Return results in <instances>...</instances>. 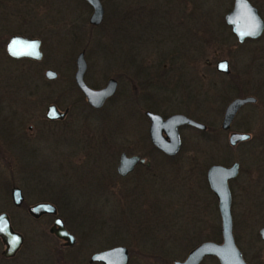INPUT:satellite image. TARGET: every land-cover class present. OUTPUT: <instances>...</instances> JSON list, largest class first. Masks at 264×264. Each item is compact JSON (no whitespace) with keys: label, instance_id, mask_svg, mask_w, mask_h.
<instances>
[{"label":"rangeland","instance_id":"1","mask_svg":"<svg viewBox=\"0 0 264 264\" xmlns=\"http://www.w3.org/2000/svg\"><path fill=\"white\" fill-rule=\"evenodd\" d=\"M230 1L100 0L102 21L93 26L87 21L90 7L82 0H0V212H6L14 229L25 237L11 264H89L92 252L114 245L130 250L128 264H171L200 241L220 240L203 171L211 163H264V65L256 71L253 58L259 55L264 64V28L253 42L237 44L221 24ZM249 2L264 22V0ZM14 33L38 37L41 58L9 59L4 43ZM196 33L197 49L205 50L198 53V94L188 100L187 91H178L166 80L147 85L142 70L156 63L152 51L167 52L179 44L188 55L189 39ZM80 50L89 87H102L109 77L117 80V91L99 110L81 104L73 86L74 58ZM213 51L216 58H227L234 70L247 64V76L261 81L246 127L253 141L244 147H224L225 161L221 151L225 136L181 127L179 157L167 162L150 152L153 166L143 181L136 178V170L116 178L114 156L120 151L134 153L141 143L138 131L141 137L146 124L140 113L133 118L125 115L128 95L135 94L137 106L144 109L153 105L146 97L150 94L160 101L153 108L156 112H181L204 124H211L212 114H220L224 77L213 65L211 69L204 65L205 59L213 60ZM174 58L160 55L158 62L163 59L167 67L181 65L177 70L186 78L180 79L188 82L190 70L182 63L186 60L174 63ZM46 69L54 70L56 77L46 79ZM165 73L169 74L168 69ZM174 97L182 101L173 102ZM170 102L173 105L166 106ZM49 103L68 107L65 118L47 120L44 109ZM254 144L263 152L248 148ZM3 181L20 188L25 205L38 201L55 205L75 243L61 247L47 232L51 218L33 219L24 206H14ZM249 181L246 176V186ZM242 200L236 190L231 204L232 234L239 246L249 247L252 241L257 248L255 230L264 223V206L257 204L260 210L247 216L249 226L245 227ZM203 264L216 263L207 259Z\"/></svg>","mask_w":264,"mask_h":264},{"label":"flooded vegetation","instance_id":"2","mask_svg":"<svg viewBox=\"0 0 264 264\" xmlns=\"http://www.w3.org/2000/svg\"><path fill=\"white\" fill-rule=\"evenodd\" d=\"M232 1L233 0L230 1V8L232 6ZM230 8L227 11H229ZM224 14H223V16H224ZM195 16H196V13L194 14V10H193L192 11V19H193L194 23H193V21H192V23L196 24V30H197V19H195ZM222 22L224 23V25L228 29L229 34L236 40L237 44H244L247 41L248 42H253L256 38H258L261 35L260 34L259 36L255 37V38L245 37L244 39H242V41H237L235 35L231 32L230 26L227 25L224 22L223 17H222ZM14 34H16V33H14ZM21 35H23V34H21ZM178 35L180 36V34H177L176 37ZM25 36H27V35H25ZM31 37H33V36H31ZM189 40H190V44H189L190 51H189L188 55L186 53L182 52L181 45H179V44H178V46L175 45L176 48L168 49L167 52H165V50H163V51L162 50L161 51L156 50L157 51V54H156L155 53L156 51H152L154 53V58L157 60L156 63H154V64L151 63L150 65H147V69L144 68V70H142V73H144L146 75L147 85H149V86H150V84L158 85V84H161V83L166 82V81L171 82L174 87L178 88V91H180V92L182 90L183 91H187L186 95H187V98H189L188 100L193 99V97L198 94V91H197L198 90L197 89V87H198V85H197V81H198V66L197 65H198V57L200 55L198 53H204L205 50L197 49V33H196V35L191 37ZM5 42H6V40H5ZM40 44H41V41H40ZM4 46H5V43H4ZM4 51H5V48H4ZM158 52L160 54H158ZM160 55L161 56H166L167 55L168 57H175L174 60L172 61L174 63L181 62L183 59H184V61L186 60L185 62H182V63H186L187 66L185 68L190 70V77H189L188 82L186 80H184V79H180V77H182V78L184 77L177 70V69L182 67L181 65L180 66L176 65L177 66L176 67L175 65L168 64V67H167L166 66L167 64L163 61V59H160V61L158 62V56H160ZM83 57H84V51H83ZM212 57H213V60L205 59L204 60V65L208 69H211V66L213 65V70L217 74H219V75L224 77V80H223V92H222L223 94L221 95L222 96V100H223V105H222L221 112H220L219 115H218L219 112H217L216 116L214 114H212L210 116L211 117V124H204L203 123L205 125L204 129H197V128L192 127V126L187 125V124H183V125L178 126L177 130H178L179 137H180V147H179L178 151L175 154H173V155H166L163 152H161L160 150H158L154 145L151 144V142L149 140V135H148L149 121H148L147 116L145 115V111H150L152 113H155V114L159 115L163 119L166 118L167 116L171 115V114H175V113L183 114V113H181V112H173V113L164 115V114H161L159 112H156L154 109H157L156 106L160 105V101L156 102L154 99H152L153 96H151L150 94L147 95L146 97L151 99L150 101H151V103L153 105H150L148 108L142 109L139 106H137L138 105L137 104L138 101L135 98V94L134 95L132 94V96L128 95L127 99H129V101L127 103L129 105V110H128V112L125 115L126 116H130L131 118H133V116L136 115V113H140V115L142 117V120H144V122H146V124L143 123L145 128H144V131H143V135L141 137H140V134H139V131H138V136H139L138 139H141V141H140L141 143H139L137 145L138 149L135 150L134 153H130L129 154V153H126V152H123V151H120L118 153L116 152L117 154H116V156H114V158L112 160V165L115 163L114 164V171L112 172V174H114V176L116 178H118V177L119 178H125L128 175L132 174L136 170V171H139L138 173L136 172V175H137L136 178H138L139 180L143 181V177L145 176V174H147L151 170V168L153 166V164H152L153 161L152 162L150 161V156H149L150 152H152L157 157H159L160 159H162L164 161H167V162H170L174 158L179 157L181 152H182V149H181L182 148V140H181V136H180V128L181 127H189V128L195 129V130H199L200 132H209L212 135H214L216 133L215 136L219 135V134H222L223 136H225V144L221 145L222 153L224 152V150H223L224 147H227V148L244 147L245 143H249L250 141L251 142L253 141V139H251L252 134L249 132V130L246 127H247L248 120L251 119L253 114H254V110L252 109V106H256L257 97L255 95H256V91L258 92V94L260 93L259 91L261 90V86L259 85V83H261V81L259 80V78L255 79V77L251 78V77L247 76V70H246L247 69V64H243V65H241L239 67V69L234 70V66H230L229 60L227 58H216V57H218L217 52L213 51L212 52ZM8 58L11 59V60L26 59V60L33 61L31 59H28V58H20V59H13V58H10V57H8ZM253 58L257 61V64H256V67H257L256 71H257V70L261 69L264 64H262V61H261L262 59L260 58L259 55H255ZM84 60H85V58H84ZM220 60H225L226 61V63H227V71H219L216 68V63H217V61H220ZM85 63H86V61H85ZM74 68H75V66H74ZM170 68H171V70L175 69V72L173 71V73L171 74L170 73ZM167 69H168V72H169L170 75L165 73ZM85 72H86V69H85ZM84 76H85V73L83 75V80H84ZM110 78L115 80V89H114L113 94L104 101V103H103V105L101 107L94 108V107L90 106L87 103V101L84 98V96L81 94V92L75 86V84L73 82V74H72V82H73L74 89L76 90V92L79 95L78 96L79 102H82L81 104H83L84 106L86 105L87 107H89L92 110H99L100 108H102L104 106V104L108 100H110V98H112L114 96L115 92L117 91V80L115 78H113V77H109V78H107V80L110 79ZM184 78H186V77H184ZM107 80H106V82H107ZM93 89H97V88H93ZM179 96L181 97V95H179ZM210 97L211 98L213 97L212 93L210 94ZM246 97H251L252 100L245 101L242 104H240L239 107L236 109V111L233 113V115H232L230 121L227 123L226 127H222L223 114H224L226 106L234 99H241V98H246ZM174 100L175 101H173V102L182 101V98L174 97ZM173 102L165 103V104H166V106H168V105L172 106ZM51 104L54 105L59 111L64 112V115L62 117H60V118H55V119L46 118V119L47 120H62L63 118H65V116H66V114H67V112L69 110L68 107H64L63 109H61L56 104L49 103V104H47L45 106V109H46L47 106H49ZM45 109H44V114H45ZM183 115H185V114H183ZM185 116H187V115H185ZM130 117L128 118V120L130 119ZM187 117L190 118V119H193L190 116H187ZM193 120H195V119H193ZM195 121H197V120H195ZM27 128L31 129V126L28 125ZM130 134L132 135V133H130ZM162 134L165 135L163 132H162ZM232 134H244V135H246V138L241 139V140H237V141H230V135H232ZM211 142L214 143V142H216V140H214V141L211 140ZM250 147L251 148L254 147V150H256L257 148H260V146H257L256 144H254V146H248V148H250ZM211 148L213 149V146H211ZM259 150H260L259 154L261 153V150L263 152V149L260 148ZM30 151H33V149H30L29 152ZM121 153H123L127 157L138 156V160H136L133 163L131 169L129 171H127L123 175L119 174L117 172V170H116L117 166L119 164V156H120ZM223 156L226 157L225 161H227L228 156L226 154H224V153H223ZM233 164L236 165L235 171L226 179V186H227V189H228V192H229V195H230L229 211H230V216H231V233H232L231 204H232V199L234 198V194H236V190H239V194H241V199H242V197L245 199V201L242 200L243 203L241 205L243 207V214L245 215V219H244L245 220V227L249 226L247 216L257 215L256 214V212H257L256 208H258V210H260V207L257 204L259 203V205H260V203H262L263 206H264V163H262V161H259V160L249 161L247 166H246V163H244V162H242L240 160L239 161H237V160L231 161L229 164H226V163H211V164L207 165V167L205 168V170L202 173L201 178L204 180V183H205V186H206L205 188H207L209 194L211 195L212 203H214V205H215V209H216V213H217V217H218V229H217L218 232H219V228H220V222H219V215H218V211H217V202H216V198H215L212 190L210 189V187H209V185L207 183L206 172H207V169L210 166H212V165H220V166L228 168V167L232 166ZM242 165H245V166H242ZM73 170H74V168H73ZM240 174L243 177H241V179L239 180ZM246 176H250V180H251V182L249 181L247 186H246V183H245V177ZM147 178H148V176H147ZM237 180H239V181L237 182ZM242 180H244V183H241ZM13 186H15V185H13ZM13 186L9 187L10 199H11L10 190H11V188ZM19 190H20V188H19ZM20 193H21V190H20ZM21 195H22V193H21ZM250 199H251L252 203L250 202ZM11 202H12V199H11ZM249 203L251 204L250 206H254V211H253V208H251V209L249 208ZM12 204H13V202H12ZM245 204H246V206L249 209H247L245 207ZM14 206H24L25 209H26V212H27V206L28 205L23 204V195H22V201L18 205H14ZM54 207H55V205H54ZM1 212H4V211H1ZM27 214H28V212H27ZM6 215H7V218H8V221H9V224H10L12 230L17 232V233H19L22 236V242H21L19 247L16 249V251L12 255L5 256L2 253L4 248H5V246L2 243V241L0 240V244H1V247H0V264H11V260H13L15 258V255L17 254V252L21 248V246H22V244L24 242V238H25L23 233H21V232L17 231L16 229H14V227L12 226L10 218H9L7 213H6ZM42 216H49L51 218V224H52V222H53L55 217H59L61 219L65 229L69 233H71L68 230V228L65 226L63 219L60 216L57 215L56 207H55V213H47V214L44 213V214L39 215L38 217H32V216H30V217L33 218V219H38V218H40ZM257 223L259 224L260 222H257ZM50 225L47 228V232H48V234L52 235L53 237H55L59 241V245L61 247H70V246H72L75 243V241H74V243L72 245H65L64 241L62 239L57 238L53 233H50L48 231ZM263 227H264V223L259 224L257 226L256 230H255L256 231L255 232L256 240L260 243V244H258L259 246L257 248L253 245L252 241H250L249 247H246V246L244 247L242 245L239 246L237 244V242H236L235 237L232 234L233 242H234L235 246L237 247V249L239 250L242 259L247 264H261L262 263L261 262V258L263 256L262 250H264V237L262 236L260 230ZM219 237H220V233H219ZM203 241H209V240H203ZM203 241H200V242H203ZM210 241H213V240H210ZM219 241H216V242H219ZM200 242H198L197 244H199ZM197 244H195L194 246H196ZM194 246L189 248L187 253ZM127 253L129 255V258H130V253H129L128 250H127ZM187 253L184 255L183 258L176 259V260H183L185 258V256L187 255ZM209 257H213V256H205V257H203L198 264H203V262L206 261L207 259H209ZM129 258H128V261H127L126 264H128ZM216 262H217V260H216ZM87 263H89V264H97V263L101 264V263L95 262V261H91L90 262L89 261V257H88ZM217 264H218V262H217Z\"/></svg>","mask_w":264,"mask_h":264},{"label":"water","instance_id":"3","mask_svg":"<svg viewBox=\"0 0 264 264\" xmlns=\"http://www.w3.org/2000/svg\"><path fill=\"white\" fill-rule=\"evenodd\" d=\"M89 7L90 13L88 23L96 26L100 24L103 17V8L100 0H83ZM224 22L230 26L231 32L237 41H242L245 37L255 38L259 36L264 28V22L257 12V9L248 0H233L232 6L223 16ZM35 45L34 48L30 47ZM5 53L13 59L28 58L39 60L41 58L40 40L37 37L25 36L21 34H11L5 42ZM225 65V67H221ZM73 82L77 89L86 99L87 103L94 107H101L104 101L110 97L115 89V80L110 78L104 86L93 89L83 80L86 63L83 57V50L77 52L74 58ZM216 68L219 71H227L225 60L217 61ZM46 79H53L56 74L51 69H46L43 73ZM252 100L251 97L234 99L225 108L222 120V127H226L233 113L245 101ZM64 115L54 105H49L45 109V118L55 119ZM149 121L148 135L152 145L166 155L175 154L180 147V137L178 126L187 124L197 129H204L205 125L187 116L175 113L161 118L150 111H145ZM162 132L165 134L163 135ZM246 138L244 134L230 135V141ZM243 138V139H244ZM138 160V156L127 157L123 153L119 156L117 172L121 175L129 171L133 163ZM236 165L226 168L220 165H212L207 169L206 180L212 190L216 202L220 222V241H203L194 246L183 260H172L171 264H198L205 256H213L218 264H247L233 242L231 233V216L229 211L230 195L226 186V179L235 171ZM11 199L14 205L22 201V195L18 187L13 186L10 190ZM27 212L32 217H38L44 213H55V207L47 201H38L27 206ZM48 231L57 238L62 239L65 245H72L74 236L69 233L59 217H55ZM264 237V227L260 230ZM0 240L4 244L3 255H12L22 242V236L13 231L5 212H0ZM129 255L126 247L114 245L108 248L94 251L89 256V261L101 264H126Z\"/></svg>","mask_w":264,"mask_h":264},{"label":"trees","instance_id":"4","mask_svg":"<svg viewBox=\"0 0 264 264\" xmlns=\"http://www.w3.org/2000/svg\"><path fill=\"white\" fill-rule=\"evenodd\" d=\"M83 1V0H82ZM223 22H221V24H222ZM222 25H224V23L222 24ZM225 26V25H224ZM226 27V26H225ZM14 61H30V60H26V59H21V60H14ZM4 182V181H3ZM3 186V188H4V191H8L9 190V187H10V183L9 182H4L3 184H2ZM216 236H218L217 235V233H216ZM128 251H130V250H128ZM130 253V252H129ZM209 259H211V260H213L216 264H217V262H216V259L214 258V257H209ZM98 264V263H97Z\"/></svg>","mask_w":264,"mask_h":264},{"label":"snow or ice","instance_id":"5","mask_svg":"<svg viewBox=\"0 0 264 264\" xmlns=\"http://www.w3.org/2000/svg\"><path fill=\"white\" fill-rule=\"evenodd\" d=\"M30 47L34 48L35 45H31ZM221 67H225V65H221ZM243 138H244V137H242V139H243Z\"/></svg>","mask_w":264,"mask_h":264}]
</instances>
